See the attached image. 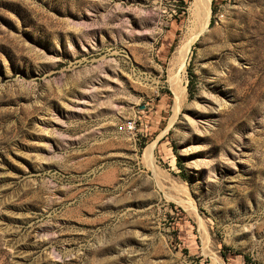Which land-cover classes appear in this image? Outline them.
Masks as SVG:
<instances>
[{"label": "rangeland", "instance_id": "rangeland-1", "mask_svg": "<svg viewBox=\"0 0 264 264\" xmlns=\"http://www.w3.org/2000/svg\"><path fill=\"white\" fill-rule=\"evenodd\" d=\"M192 3L0 0V264H264V0Z\"/></svg>", "mask_w": 264, "mask_h": 264}, {"label": "bare ground", "instance_id": "bare-ground-1", "mask_svg": "<svg viewBox=\"0 0 264 264\" xmlns=\"http://www.w3.org/2000/svg\"><path fill=\"white\" fill-rule=\"evenodd\" d=\"M193 9L192 13L194 16L200 21V29L197 33H199L202 29H204L208 23V18H209V8H208V3L207 0H193L192 3ZM174 88V105L175 107L178 105L177 102L178 100L182 97V92L180 91V88L178 86V83L176 84L174 82L173 85ZM151 149V147H149Z\"/></svg>", "mask_w": 264, "mask_h": 264}]
</instances>
